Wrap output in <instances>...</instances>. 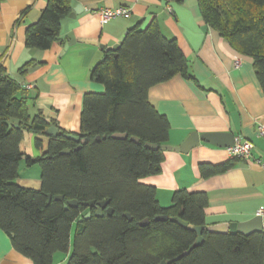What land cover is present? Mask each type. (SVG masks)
Instances as JSON below:
<instances>
[{
	"label": "trees",
	"instance_id": "1",
	"mask_svg": "<svg viewBox=\"0 0 264 264\" xmlns=\"http://www.w3.org/2000/svg\"><path fill=\"white\" fill-rule=\"evenodd\" d=\"M76 1L80 0H48L40 19L27 29L26 47L46 51L58 42L62 22ZM197 1L205 24L236 52L252 59L264 91V0ZM33 64L20 73H28ZM179 75L194 79L178 41L166 38L156 20L145 30L130 29L122 47L106 51L91 71V81L105 90L84 95L81 149L76 150L79 144L66 139L62 130L58 138H49L40 158L27 157L29 167L38 165L42 170L41 188L34 190L16 183L25 157L21 144L26 132L46 137L56 123L49 124L43 112L30 116L28 90L0 65V229L17 252L33 264H54L60 253L70 254L66 264H264V232L210 233L205 193L176 191L171 206L164 208L156 188L142 183L161 173V147L169 141L171 129L168 118L151 105L149 90ZM115 134L128 138L115 139ZM147 143L159 148L149 149ZM36 146L41 148L42 142L37 140ZM236 162L202 164L201 172L208 178ZM48 195L53 197L49 205ZM73 200L80 206L66 209ZM92 201H108L113 215L105 210L103 217H96L95 208L81 206ZM89 211L91 219L79 222ZM160 216L169 220L157 221ZM173 218L201 227L203 243H198L196 232L172 222ZM147 220V225H140Z\"/></svg>",
	"mask_w": 264,
	"mask_h": 264
},
{
	"label": "crops",
	"instance_id": "2",
	"mask_svg": "<svg viewBox=\"0 0 264 264\" xmlns=\"http://www.w3.org/2000/svg\"><path fill=\"white\" fill-rule=\"evenodd\" d=\"M47 2L0 0V65L28 90L32 118L43 112L60 131L79 136L84 95L105 90L91 81L92 69L130 29L138 26L145 30L156 20L166 38L178 41L194 77L187 80L179 75L149 90L151 105L170 122L169 141L164 146L178 148L194 133L230 134L234 140L252 142L254 159L264 164V138L258 133L259 126L264 125V91L253 61L236 52L218 31L205 24L197 0L180 4L166 0L76 1L73 7L82 4L85 11L76 19L69 17L62 22L60 40L46 51L29 49L27 29L40 19ZM120 7L131 9V15L102 23V10ZM73 40L76 42L65 50ZM81 40L97 41L99 46ZM32 61L28 73L21 74V69ZM37 140L42 142L41 148L36 146ZM48 144L47 136L25 133L21 144L25 157L20 164L18 185L41 188L40 167H29L26 159L40 158ZM231 161L236 160L230 159L227 148L201 139L187 153L164 151L161 173L142 183L156 188L157 199L164 208L171 206L176 191L205 193L208 226L249 222L264 209V169L237 160L224 173L205 178L201 172L202 164L217 166ZM69 257L66 254L57 261L56 254L54 264H66ZM0 264H33L14 249L1 229Z\"/></svg>",
	"mask_w": 264,
	"mask_h": 264
},
{
	"label": "water",
	"instance_id": "3",
	"mask_svg": "<svg viewBox=\"0 0 264 264\" xmlns=\"http://www.w3.org/2000/svg\"><path fill=\"white\" fill-rule=\"evenodd\" d=\"M84 7L82 4H78L76 7L73 8V12L70 14V18L71 19H76L79 15H81L82 13H84ZM127 37V33L120 39V42L117 43L116 45H114L113 47L108 48L106 51H112V52H117L123 45L125 39ZM76 42V40L71 41L69 44L66 45L65 50H67L71 45H73ZM82 43L88 44V45H92V46H99V43L97 41H80ZM100 47L102 49L105 48L104 45H100ZM47 122L49 124H51V120L47 119ZM16 128H19L20 126L18 124L15 125ZM47 136L49 138H58L61 134V131L58 127L51 125V127L47 130L46 132ZM66 139H69L71 141H74L75 143L79 144L78 148L76 150L81 149L82 145L81 143V138L78 135L75 134H66L65 135ZM113 138L115 139H127L128 135L127 134H115L113 135ZM98 140L100 138H97ZM201 139L205 140L207 143H210L212 145L218 146L220 148H229L231 146L234 145V137L230 134H206V135H198L197 133L191 134L189 136V138L178 148H173L171 146H162L161 149L163 151H177V152H182V153H187L188 151H190L192 148L198 146L200 144ZM133 141H135L136 143H140V140L138 138H132ZM147 148L152 149V150H157L159 147L158 145H153V144H149L147 143L145 145ZM69 151H65L63 154H69ZM56 200L58 201H64V197L63 196H56L55 197ZM53 197L51 195H48V205L52 202ZM109 205L108 201H104V202H100V203H96L94 201L92 202H83L81 204V206H83L86 209H96L95 210V216L96 217H103L105 214V210H107V214L109 216L113 215L114 210L111 208H107ZM80 206L79 202L77 200H73V201H69L66 204V209L69 208H78ZM93 213L92 211H89L83 218L79 219V222H83L86 220L91 219ZM126 217L129 219V221H132V218L130 215H126ZM157 221H168L169 217L167 216H160L156 218ZM172 222H176L178 223L180 226H182L185 229L194 231L198 234L199 239H198V243L202 244L204 239L202 237V228L201 227H197L194 228L193 226H190L184 222H182L181 220L178 219H171ZM149 223V220L140 223L141 226H145ZM207 230L210 233H214V234H221V235H227V234H231V235H235V234H242L244 236H250L252 234H256V233H262L264 230V226H263V218L260 216L255 217L253 220L249 221V222H245V223H239V224H217V225H213V226H209L207 228ZM192 249H190L191 251ZM188 252H185L184 254H182V256L186 255ZM162 264H167L166 262H162Z\"/></svg>",
	"mask_w": 264,
	"mask_h": 264
},
{
	"label": "built area",
	"instance_id": "4",
	"mask_svg": "<svg viewBox=\"0 0 264 264\" xmlns=\"http://www.w3.org/2000/svg\"><path fill=\"white\" fill-rule=\"evenodd\" d=\"M130 15L131 9L125 7H120L116 10L106 9L100 12V17L103 24L108 23L116 18L128 17ZM27 88L30 89L31 87L29 86ZM258 133L260 137L264 138V125L259 126ZM254 148L255 145L252 142L237 138L234 142V145L227 148V153L231 160L251 162L264 169V164L262 161L259 159H254L253 157ZM257 215L263 218L264 209L259 210Z\"/></svg>",
	"mask_w": 264,
	"mask_h": 264
},
{
	"label": "rangeland",
	"instance_id": "5",
	"mask_svg": "<svg viewBox=\"0 0 264 264\" xmlns=\"http://www.w3.org/2000/svg\"><path fill=\"white\" fill-rule=\"evenodd\" d=\"M40 173L42 174V170H41V168H40ZM64 256H65V254H62V253L57 254V261H60V259H63Z\"/></svg>",
	"mask_w": 264,
	"mask_h": 264
}]
</instances>
